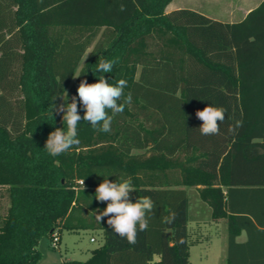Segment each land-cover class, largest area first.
<instances>
[{
  "label": "trees",
  "instance_id": "trees-1",
  "mask_svg": "<svg viewBox=\"0 0 264 264\" xmlns=\"http://www.w3.org/2000/svg\"><path fill=\"white\" fill-rule=\"evenodd\" d=\"M172 1L0 0V264H39V242L65 230L105 232L89 259L68 264H189L187 188L226 221L227 264L264 255V0L236 23L167 14ZM100 59L118 60L103 75L127 81L131 104L110 132L82 120L79 145L49 155L48 134L66 129L52 107L98 82ZM209 105L227 110L218 135L199 131ZM104 176L131 178L132 201L155 202L135 245L94 215Z\"/></svg>",
  "mask_w": 264,
  "mask_h": 264
},
{
  "label": "clouds",
  "instance_id": "clouds-1",
  "mask_svg": "<svg viewBox=\"0 0 264 264\" xmlns=\"http://www.w3.org/2000/svg\"><path fill=\"white\" fill-rule=\"evenodd\" d=\"M118 10L126 11V6L121 3ZM117 62V59H100L96 68V72L100 73L98 82L88 83L82 80L77 88V95L72 97L70 103L65 102L62 96L64 102L58 107H52V116L53 112L63 113L62 121L66 124V129L56 128L48 134L44 149L49 155L59 156L79 145L78 125L82 120L88 122L98 132H110L113 118L123 113L126 105L131 104V95L125 96L124 93L127 81L120 79L116 84H110L103 75L110 73ZM78 104L84 109L83 116L79 114ZM109 110L111 115H109ZM226 111L223 107L212 105L198 110L196 116L202 121L199 127L201 135H218L220 125L225 120ZM241 126L242 121H237L234 126H229L228 131L234 132ZM107 177L95 190V199L106 202V207L103 211L97 210L98 214L94 213V215L99 223L104 217H108L107 225L112 231L120 238H126L130 244L135 245L138 232L148 229L150 214L154 215L155 202L150 196L139 197L133 202L130 193L135 190L131 178L120 177L119 180L116 179L113 182ZM82 188L84 190V179ZM175 218L176 213L170 212L169 215L162 217L161 222L171 224Z\"/></svg>",
  "mask_w": 264,
  "mask_h": 264
},
{
  "label": "rangeland",
  "instance_id": "rangeland-1",
  "mask_svg": "<svg viewBox=\"0 0 264 264\" xmlns=\"http://www.w3.org/2000/svg\"><path fill=\"white\" fill-rule=\"evenodd\" d=\"M217 0H173L172 5L181 4L182 7H204L209 9L210 12L217 14L216 16L223 18L225 21H237L242 18L245 11H247L254 4L250 3L251 1L247 0H219V3H216ZM241 7V10L239 9ZM199 8V7H198ZM210 13V14H213ZM215 14H213L215 16ZM18 94V93H17ZM73 96H69L72 98ZM191 200H192V209L194 216L200 213L203 218L209 220L211 218V209L208 205L204 204L195 189L190 192ZM9 206V200L4 198L2 200V205L0 207V216H4L7 212ZM196 227V225H193ZM192 227V225H190ZM210 224L207 225V231L209 236H207L208 241H202L200 244L198 240L200 239L198 229L194 230V228H190L191 230V241L193 242V258L191 264H224L223 260L218 257V241H216L217 232H212L210 229ZM219 231L222 230V226H218ZM65 237H68L69 248H72V253H75L77 258L81 260H86L91 253V251L99 246H101L104 242L103 233L98 231H80L76 234H71L66 232ZM94 238L95 242H91V239ZM52 240L49 237H44L39 245H41V250H46L48 253V257L51 261H56L59 257L58 249H55L51 245ZM42 254V253H41ZM208 255L207 257H205Z\"/></svg>",
  "mask_w": 264,
  "mask_h": 264
},
{
  "label": "crops",
  "instance_id": "crops-1",
  "mask_svg": "<svg viewBox=\"0 0 264 264\" xmlns=\"http://www.w3.org/2000/svg\"><path fill=\"white\" fill-rule=\"evenodd\" d=\"M247 1H251L250 3L254 4L252 7H250L247 11H245L244 15L242 16L241 19L237 20V21H225L223 20V18L221 17H217L215 13L210 12L209 9H206L204 7H195V6H189V7H182L181 4H177V5H172V2L169 4V6L166 9V13L170 14L173 13L175 11H179L182 9H188V10H192L198 13H201L205 16H207L209 19L214 20V21H218V22H222V23H236V22H240L242 21L246 15L253 9H255L256 7H258L260 5V3L263 0H247ZM216 3H219V0H217ZM241 10V7L239 8ZM215 14V16L213 14ZM82 67V65H81ZM194 188H187V192L190 198V206H189V222H188V232H189V264L192 263V258H193V242L191 241V230L190 228H194V230L198 229L199 232V236L200 239L198 240L199 244L202 241H208V237L210 233H208L209 231H207V225L210 224V229L212 230V232H217V236H219L218 238H216V241H218V245H219V249H218V257H220L224 264H227V258H228V230H227V224L225 220H218L215 221L212 219V216L210 218V222L209 220L203 218V216L198 213L197 215L194 216L193 214V209H192V200H191V196H190V192L191 190H193ZM201 200V199H200ZM202 201V200H201ZM204 204H206L204 201H202ZM207 205V204H206ZM211 212V211H210ZM190 225H192V227H190ZM193 225H196V227H194ZM218 226H222V230L219 231ZM209 229V228H208ZM209 229V230H210ZM80 231H98L103 233V240L105 242V232L103 230H65L61 233L60 235V243H59V247L58 249V253H59V257L58 259L55 261H51L50 258L48 257V251L46 252V250H41L40 247L41 245H38V249L39 251L42 253V257L41 260L39 261V264H68L70 262L73 261H86L87 259H89L92 255V250L91 253L89 254V256H87L88 258H86V260H81L79 258H77V256L75 255V253H72L71 251L73 250L72 248H69V244H68V237H65V233H71V234H76L77 232ZM248 239L247 233L245 231H243L238 237H237V242L238 243H245ZM52 240V239H51ZM96 240H94V238L91 239V242H95ZM104 242L102 245H104ZM40 243V242H39ZM101 245V246H102ZM99 246V247H101ZM97 247V248H99ZM96 249V248H95ZM260 249V254H258V256H251L249 253L244 254L242 256H240V263L242 264H250L252 262L257 263V264H263V259H264V255H263V250ZM205 257H207L208 259V255H206ZM160 257L159 256H155V261H159Z\"/></svg>",
  "mask_w": 264,
  "mask_h": 264
},
{
  "label": "built area",
  "instance_id": "built-area-1",
  "mask_svg": "<svg viewBox=\"0 0 264 264\" xmlns=\"http://www.w3.org/2000/svg\"><path fill=\"white\" fill-rule=\"evenodd\" d=\"M59 243H60V234L56 231L54 232L53 236H52V247L57 249L59 247Z\"/></svg>",
  "mask_w": 264,
  "mask_h": 264
}]
</instances>
